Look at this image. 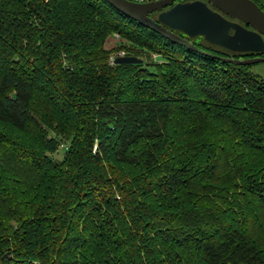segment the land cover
<instances>
[{"label": "trees", "instance_id": "obj_1", "mask_svg": "<svg viewBox=\"0 0 264 264\" xmlns=\"http://www.w3.org/2000/svg\"><path fill=\"white\" fill-rule=\"evenodd\" d=\"M114 34L162 62L110 64ZM183 36L212 56L106 0H0V264H264V77L221 59L264 52Z\"/></svg>", "mask_w": 264, "mask_h": 264}, {"label": "water", "instance_id": "obj_2", "mask_svg": "<svg viewBox=\"0 0 264 264\" xmlns=\"http://www.w3.org/2000/svg\"><path fill=\"white\" fill-rule=\"evenodd\" d=\"M106 1L123 15L198 53L212 56L194 46L183 35L203 37L210 44L235 53L264 52V9L254 0ZM221 59L242 65L264 62V56L242 60ZM143 61L137 56L115 58L118 65L141 64Z\"/></svg>", "mask_w": 264, "mask_h": 264}, {"label": "rangeland", "instance_id": "obj_3", "mask_svg": "<svg viewBox=\"0 0 264 264\" xmlns=\"http://www.w3.org/2000/svg\"><path fill=\"white\" fill-rule=\"evenodd\" d=\"M258 1H259V4L263 6L262 8H264V0H258ZM121 45L123 46V48H120V50H117L116 48H118ZM104 46L108 51L111 52L110 55L112 57H116V56L120 57L121 53L126 54V52H130L129 50H132L134 53L139 54V58L145 59L146 63H161L162 62L161 56H159L157 53H149L146 50L141 51L136 46H133L129 41L123 40L121 38L118 39L117 37H114V35H111L107 38ZM250 67H251L250 70L253 73L264 77V62L253 64ZM57 157L61 159L62 154H59Z\"/></svg>", "mask_w": 264, "mask_h": 264}, {"label": "built area", "instance_id": "obj_4", "mask_svg": "<svg viewBox=\"0 0 264 264\" xmlns=\"http://www.w3.org/2000/svg\"><path fill=\"white\" fill-rule=\"evenodd\" d=\"M131 1H134V2H137V3H146V2H149V1H153V0H131ZM114 37H117L118 39L120 38L118 34H114ZM121 56H126V54L121 53ZM116 57H118V56H116ZM116 57H111L110 64H115V58Z\"/></svg>", "mask_w": 264, "mask_h": 264}]
</instances>
